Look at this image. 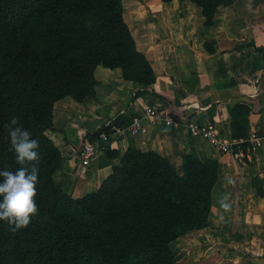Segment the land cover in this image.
<instances>
[{
  "label": "trees",
  "instance_id": "1",
  "mask_svg": "<svg viewBox=\"0 0 264 264\" xmlns=\"http://www.w3.org/2000/svg\"><path fill=\"white\" fill-rule=\"evenodd\" d=\"M180 1L199 7L207 27L218 7L232 4ZM99 66L121 69L142 87L132 100L156 83L124 19L123 0H0V169L18 167L3 127L13 115L39 140L42 157L39 213L15 233L0 221V264H178L171 244L210 225L219 163L193 153L183 156L179 171L155 152L128 149L100 188L78 199L56 182L64 157L48 136L54 105L95 97ZM250 112L246 104L231 110L234 141L248 138ZM117 128L88 136L96 142ZM105 152L110 160L120 156ZM258 193L264 196L260 187Z\"/></svg>",
  "mask_w": 264,
  "mask_h": 264
},
{
  "label": "crops",
  "instance_id": "2",
  "mask_svg": "<svg viewBox=\"0 0 264 264\" xmlns=\"http://www.w3.org/2000/svg\"><path fill=\"white\" fill-rule=\"evenodd\" d=\"M134 1L135 16L127 21L124 4V19L138 51L152 66L156 83L132 100L142 87L126 81L121 69L99 66L95 97L83 102L68 97L55 103L48 136L64 157L55 180L78 199L96 192L128 149L155 152L179 171L185 154L193 153L203 162L214 159L219 163V182L212 194L210 225L171 244L178 264H264V196L258 193V187L264 193V149L243 166L191 136L184 126L214 122L230 135L231 110L246 104L251 110L248 133H264V0H232L231 5L218 7L210 27L205 26L201 9L189 1ZM147 107H158L176 125L152 126L145 120V134L117 132L132 117L143 116ZM119 120L115 132L90 141L88 135ZM88 143L99 149L83 171L77 156ZM105 148L120 156L108 159ZM225 193L231 203L227 213L219 204Z\"/></svg>",
  "mask_w": 264,
  "mask_h": 264
},
{
  "label": "clouds",
  "instance_id": "3",
  "mask_svg": "<svg viewBox=\"0 0 264 264\" xmlns=\"http://www.w3.org/2000/svg\"><path fill=\"white\" fill-rule=\"evenodd\" d=\"M3 127L18 167L14 171L0 169V221L15 233L27 228L39 213L36 197L42 157L39 140L33 138L17 116H11ZM219 204L225 213L229 212V194L222 195Z\"/></svg>",
  "mask_w": 264,
  "mask_h": 264
},
{
  "label": "built area",
  "instance_id": "4",
  "mask_svg": "<svg viewBox=\"0 0 264 264\" xmlns=\"http://www.w3.org/2000/svg\"><path fill=\"white\" fill-rule=\"evenodd\" d=\"M145 120L149 121L152 126L159 122H163L167 127L176 125V121L158 107H147L143 116L132 117L123 129L117 128L116 130L122 135L145 134L147 132ZM184 126L191 136L204 139L212 148L222 154H230L243 166L250 163L259 150L264 149V133L252 131L246 140L237 142L231 139L230 135L224 134L214 122H187ZM105 137V134L101 135V138ZM98 149L99 145L96 143H88L80 149L77 157L83 171L92 165Z\"/></svg>",
  "mask_w": 264,
  "mask_h": 264
},
{
  "label": "rangeland",
  "instance_id": "5",
  "mask_svg": "<svg viewBox=\"0 0 264 264\" xmlns=\"http://www.w3.org/2000/svg\"><path fill=\"white\" fill-rule=\"evenodd\" d=\"M124 4L126 7V19L127 21L132 20V18L135 16V14L133 13L134 11V7H135V2L134 0H124Z\"/></svg>",
  "mask_w": 264,
  "mask_h": 264
},
{
  "label": "water",
  "instance_id": "6",
  "mask_svg": "<svg viewBox=\"0 0 264 264\" xmlns=\"http://www.w3.org/2000/svg\"><path fill=\"white\" fill-rule=\"evenodd\" d=\"M121 123H122V120H119V121H117L116 125L120 126Z\"/></svg>",
  "mask_w": 264,
  "mask_h": 264
}]
</instances>
